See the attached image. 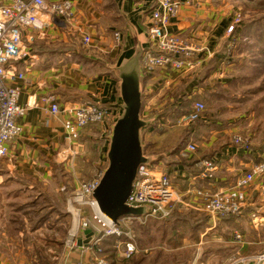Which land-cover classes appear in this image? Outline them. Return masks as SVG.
Segmentation results:
<instances>
[{
	"label": "crops",
	"instance_id": "obj_1",
	"mask_svg": "<svg viewBox=\"0 0 264 264\" xmlns=\"http://www.w3.org/2000/svg\"><path fill=\"white\" fill-rule=\"evenodd\" d=\"M73 1L74 19L69 22L59 19L43 31H36V39L29 47L30 55L18 63L22 69L27 68L25 78L18 84L22 87L20 103L29 105V110L21 119L22 134L10 144L9 154L0 157V264H97L93 235H87L84 230L75 239L70 236L75 232L77 218L68 210L71 196L68 190L70 187L79 189L81 180L74 181L73 185L66 182V186L61 180L73 170L86 181V174L91 173V155L84 151L92 140L97 139L103 152H107L118 97V80L111 67L122 57L125 46L128 45L125 55L130 56L132 48L145 41L151 3L149 0ZM142 8L146 10L141 16L134 13ZM227 14L214 0H194L193 5L183 6L172 20L171 29L181 34L192 48L194 67L179 70L161 67L152 74L144 73L142 115L149 118L160 114L144 130L146 154L168 152V147L180 142L181 150H175L168 157L185 159L181 151L189 143L197 146L187 164L174 163V159L168 163L162 157L154 165L162 170L169 169L178 196L199 199L196 203L199 210L202 204L197 190L217 191L230 184V176L250 170L260 159L248 160L250 153L233 140L227 145L221 142V135L213 137L216 132L204 112L198 121L189 125L179 124L168 129L165 124L175 111L171 106L182 107L193 97H204L207 91L216 90L225 81L223 67L229 70L226 67L229 65L230 35L226 30ZM117 31L122 33L119 44L114 37ZM84 34L92 37V45L83 44ZM54 102L61 109L84 102L101 103L109 109L104 123L82 131L81 143L76 148L83 147V151L67 161L64 160L68 147L63 128L64 113H51ZM94 130L104 132V136ZM218 153L224 155V164L218 163L213 178L202 177L199 161L216 157ZM101 165H106V153ZM82 208L89 211L88 205ZM250 211L258 213L260 218L255 217V227L264 224V203L254 184L243 212ZM242 215L231 218L238 220ZM107 242L108 237L103 240V254L110 264H121L119 259L128 260L121 254L122 242L113 256L106 253L104 245ZM140 249L138 246L131 258L140 256ZM162 257L163 251L151 257L145 255L136 264H149L150 260L165 264Z\"/></svg>",
	"mask_w": 264,
	"mask_h": 264
},
{
	"label": "built area",
	"instance_id": "obj_2",
	"mask_svg": "<svg viewBox=\"0 0 264 264\" xmlns=\"http://www.w3.org/2000/svg\"><path fill=\"white\" fill-rule=\"evenodd\" d=\"M151 3L148 32L150 34L151 49L144 52L142 69L145 74H152L161 67L172 69H188L194 67L192 48L186 43L182 35L171 29L172 20L177 17L183 6L193 5L194 0H149ZM75 17L73 0H10L0 1V157L9 154L10 144L23 132L21 119L29 110V105L20 103L22 87L18 81L25 78L27 68L18 66L20 61L30 55V45L36 39V31H43L57 20L71 21ZM239 15L236 21H239ZM235 28L228 27V32ZM116 42L122 40V33H114ZM84 45H92L93 39L89 34L82 36ZM205 109L202 101H196L192 108L179 119V124L188 125L198 121ZM51 113H64L63 128L68 147L64 160L68 154L72 157L79 154L76 146L82 131L89 126L104 123L109 109L97 102H84L79 105L66 106L63 109L54 102L50 107ZM233 142L251 153V143L248 137L234 136ZM197 151V146L189 143L182 151L183 157H189ZM256 161L250 170L240 173L234 183L217 191L197 190L202 208L213 217H229L243 213L248 205L249 190L260 180L257 187L261 201L264 203V151L257 153ZM200 175L213 178L218 169L215 157L204 158L199 161ZM170 170H162L156 165H141L134 188L128 198L133 206L150 205L153 211L145 217H126L121 221L127 226L132 220H147L150 217L164 218L175 208L178 199L172 183ZM100 174L81 182L79 189L68 198V210L74 212L77 218L73 238L84 230H91L94 237L93 246L96 249L97 264H110L103 254V240L110 236L121 237L127 234L128 240L121 243L122 256L131 258L138 251L137 242L126 231L111 225L103 216L98 214L91 203L85 201L98 184ZM88 205L89 211L82 208ZM157 213L161 215L158 216ZM70 235V236H71ZM71 238V239H73ZM235 242L243 241V234L239 230L232 232ZM73 241V245H74ZM248 257L238 260L240 264H247ZM253 264H264V254L258 255Z\"/></svg>",
	"mask_w": 264,
	"mask_h": 264
},
{
	"label": "rangeland",
	"instance_id": "obj_3",
	"mask_svg": "<svg viewBox=\"0 0 264 264\" xmlns=\"http://www.w3.org/2000/svg\"><path fill=\"white\" fill-rule=\"evenodd\" d=\"M214 2L218 6H223L228 13L227 32L231 24L235 26L239 24L236 33L233 34L234 29L228 32L229 65L226 67L229 70L226 71L223 67L226 73L225 81L217 86L216 90L211 88L207 91L204 97L201 95L199 98L193 97L186 101L183 108L171 106L175 111L173 115L167 117L169 119L165 118V124L168 129L177 127L180 117L192 108L196 100H202L205 104L203 112L210 119L211 126L213 125L216 132L212 136L217 138L221 135V142H226L227 145L232 142L234 136L248 137L252 152L246 159L254 161L259 157L257 153L264 151V0H214ZM238 15L240 20L236 21ZM100 133L104 136V132ZM223 135H227V138ZM99 145L97 139L86 145L84 152L91 155L89 163L91 173L86 174V180L94 177V173L100 174L102 171L101 164L104 162L106 151L103 152ZM179 145L180 142H177L176 145L168 147V152L171 153L176 148V152H179L182 148L181 146L178 150ZM82 148L77 149L79 154L82 153ZM223 156L221 153L217 154L215 158L218 163L222 161ZM71 157L72 154L69 153L67 159ZM178 158L177 156L170 159ZM190 160L191 158L186 157L182 161L186 163ZM72 171L68 173L67 178L61 180L65 186L66 182L73 185L76 180L81 182L84 180ZM238 175L230 176L228 178L229 181L232 179L230 184L223 188L232 185ZM254 186L259 187L260 180L255 182ZM76 190V187H70L68 194ZM180 197L177 196L174 210L164 218L150 217L142 221H129L127 226L124 224V231L133 237L141 249L140 256L126 261L119 259L121 264H136L145 255L151 257L162 251L164 253L162 261L165 264H240L238 260L242 257H248L247 264H253L258 255L264 254V224L255 227L253 223L258 213L243 212L238 220L213 217L208 212L196 208L199 199L195 200L194 196L191 197L192 200L190 197ZM236 229L243 233V241L240 243L232 238V232ZM126 240L127 234L121 237H108V242L104 245L106 253L115 255L119 243ZM149 264H155L154 260H150Z\"/></svg>",
	"mask_w": 264,
	"mask_h": 264
},
{
	"label": "water",
	"instance_id": "obj_4",
	"mask_svg": "<svg viewBox=\"0 0 264 264\" xmlns=\"http://www.w3.org/2000/svg\"><path fill=\"white\" fill-rule=\"evenodd\" d=\"M146 9L134 11L141 16ZM145 41L133 47V54L126 56L125 46L122 57L111 68L118 80V97L114 104L117 114L110 125L108 135L109 145L106 152V165L102 168L98 184L85 197L98 214L111 225L125 230L122 219L126 217H145L153 211L150 205L133 206L128 198L134 188L141 165L152 166L170 152L157 155H147L144 144V130L153 124L160 114L145 118L142 115L143 81L142 57L151 49L149 32H144ZM176 150V149H175ZM175 150H172L173 153ZM160 216V213H157ZM92 235L91 230H86ZM71 238L73 236L71 235Z\"/></svg>",
	"mask_w": 264,
	"mask_h": 264
},
{
	"label": "trees",
	"instance_id": "obj_5",
	"mask_svg": "<svg viewBox=\"0 0 264 264\" xmlns=\"http://www.w3.org/2000/svg\"><path fill=\"white\" fill-rule=\"evenodd\" d=\"M238 25H239V24H238ZM238 25L235 26L233 34L236 33V32L238 31V29H237V26H238ZM82 50H83V49H82ZM173 108H174V107H173ZM173 108H171V109L173 110ZM178 147H179V148H178V150H179V149L181 148V145H179ZM180 160H181V161H180ZM182 160H183V159L178 158V159L175 161V163L183 162ZM231 217H234V216H229V217H225V218L228 219V218H231Z\"/></svg>",
	"mask_w": 264,
	"mask_h": 264
}]
</instances>
